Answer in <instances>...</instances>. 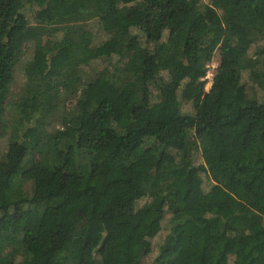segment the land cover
Segmentation results:
<instances>
[{"label": "trees", "instance_id": "trees-1", "mask_svg": "<svg viewBox=\"0 0 264 264\" xmlns=\"http://www.w3.org/2000/svg\"><path fill=\"white\" fill-rule=\"evenodd\" d=\"M2 141L0 264H264V0H0Z\"/></svg>", "mask_w": 264, "mask_h": 264}, {"label": "rangeland", "instance_id": "rangeland-1", "mask_svg": "<svg viewBox=\"0 0 264 264\" xmlns=\"http://www.w3.org/2000/svg\"><path fill=\"white\" fill-rule=\"evenodd\" d=\"M253 49H254V47H252V49L250 51L251 54H253ZM33 56H34V50L32 48H30L27 52V59H32ZM208 66L210 68V75H209L210 77L208 79H205L206 77L204 78V80L207 81V84H206V87H205L203 93L208 92L211 89L213 78L216 75L217 68L219 66V58H218L217 52L212 55V59H211L210 63L208 64ZM22 83H23V76L20 72H18L16 74L15 82L11 88L12 94H16L21 89ZM101 86L107 92H111L113 90V87L110 86L108 83L101 82ZM183 111L185 113L193 112L194 111V104L184 105ZM256 136H257V133L253 134V138H255ZM12 150H13V148L8 147L7 143L5 141L0 142V169L1 170H6L8 168V161L13 157V154H14V151H12ZM196 157H195L196 160H199V155L198 156L196 155ZM34 174H35L34 172H30V174H27V175L32 177ZM65 179L68 180L67 178H65ZM21 215L22 214H20V213H16L9 220H4L3 222H0V223L6 224L9 221H14V220L18 219ZM230 264H232V263H230Z\"/></svg>", "mask_w": 264, "mask_h": 264}, {"label": "built area", "instance_id": "built-area-1", "mask_svg": "<svg viewBox=\"0 0 264 264\" xmlns=\"http://www.w3.org/2000/svg\"><path fill=\"white\" fill-rule=\"evenodd\" d=\"M207 69H208V70H207V75H206V78H205V79H208V78L210 77V76H209V75H210V68H209V66H207Z\"/></svg>", "mask_w": 264, "mask_h": 264}]
</instances>
